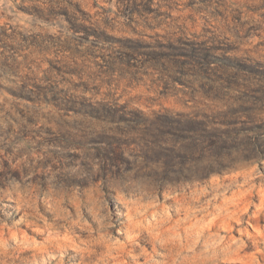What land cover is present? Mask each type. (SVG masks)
Listing matches in <instances>:
<instances>
[{
    "label": "rangeland",
    "instance_id": "rangeland-1",
    "mask_svg": "<svg viewBox=\"0 0 264 264\" xmlns=\"http://www.w3.org/2000/svg\"><path fill=\"white\" fill-rule=\"evenodd\" d=\"M0 264H264V0H0Z\"/></svg>",
    "mask_w": 264,
    "mask_h": 264
}]
</instances>
